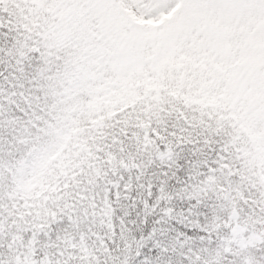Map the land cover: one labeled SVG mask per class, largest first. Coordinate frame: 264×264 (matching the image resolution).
I'll return each instance as SVG.
<instances>
[{
    "label": "trees",
    "instance_id": "obj_1",
    "mask_svg": "<svg viewBox=\"0 0 264 264\" xmlns=\"http://www.w3.org/2000/svg\"><path fill=\"white\" fill-rule=\"evenodd\" d=\"M43 10L58 14L51 6ZM17 11L13 8L14 15ZM39 22L37 15L24 27L31 33ZM2 31L7 34L0 35V48H14L18 33ZM53 33H44L49 47H63L68 33L61 41ZM162 45L149 65L121 77L93 66L65 68L73 59L65 61L48 79L67 73L71 83L47 85L46 109L35 78H14L0 60V214L29 215L34 227H44L65 208L83 205L82 234L60 238L71 264H87L113 241L119 248L133 241L140 246L142 259L133 252L130 264L155 262V242H149L154 230L170 246L188 238L194 250L209 247L206 240L223 248L238 224L249 227V218L264 213L258 167L264 162V135L232 108L234 93L226 84L235 65L216 64L209 48L169 53ZM225 126L227 133L216 131ZM217 162L231 174L216 186L200 182ZM162 187L169 199H160ZM50 231L64 229L51 224ZM255 251L264 256V248ZM186 259L177 248L172 264Z\"/></svg>",
    "mask_w": 264,
    "mask_h": 264
},
{
    "label": "snow or ice",
    "instance_id": "obj_2",
    "mask_svg": "<svg viewBox=\"0 0 264 264\" xmlns=\"http://www.w3.org/2000/svg\"><path fill=\"white\" fill-rule=\"evenodd\" d=\"M45 5L55 8L58 14L43 9L33 12L36 5L32 0H0V35L7 34L2 31L5 28L18 33L14 48H0V60L10 65V71L16 73L14 78L23 80L29 74L35 78L45 93L46 109L50 102L46 95L47 85L51 83L48 77L55 67L97 48L114 50L123 45L126 49L143 37L129 35L132 28L125 8L132 7L136 11L133 0H45ZM13 8L18 9L15 15ZM161 11L173 14L160 25L153 39L166 43L188 35L205 48L215 45L220 54L217 58L228 59L235 65L231 72L243 85L244 95L237 107L245 112L254 130L264 135V0H157L150 15L158 16ZM37 15L40 22L29 33L24 25H31ZM50 26H55L56 31L69 30L63 47H49L51 41L45 39L44 33L50 32ZM17 107L24 110L25 105ZM229 127H217L216 131L227 133ZM155 135L159 137V131ZM205 142L209 143L207 139ZM230 174L225 165L217 162V167L209 168L200 177V182L216 186L220 177ZM160 199H169L163 187ZM83 209L84 206L76 202L75 210L65 208L57 219L50 220L44 227H34L37 222L29 215L0 214V264H71L72 258H65L67 251L60 238L70 232L81 233ZM167 214L172 215L173 210L167 209ZM232 216L239 220L238 212H233ZM51 224L57 229L63 228V234L50 231ZM247 224L250 226L241 228L238 224L232 230L233 239L226 247L221 248L219 241L212 247L211 240H206L209 247L197 250L190 246L188 238H178L170 246L154 230L149 242H155L152 256L156 260L145 264H172L177 248L187 254L184 264H264V256H257L255 251L264 248V213L256 219L249 218ZM29 231H32L30 237L27 236ZM41 233L48 242L41 238ZM54 235L56 240L52 239ZM139 251L140 246L134 241L124 248L113 241L87 264H130L133 252L137 253L138 260L142 259ZM229 256L232 259L226 261Z\"/></svg>",
    "mask_w": 264,
    "mask_h": 264
},
{
    "label": "rangeland",
    "instance_id": "obj_3",
    "mask_svg": "<svg viewBox=\"0 0 264 264\" xmlns=\"http://www.w3.org/2000/svg\"><path fill=\"white\" fill-rule=\"evenodd\" d=\"M32 2L36 5V8L32 9L33 12H38L46 6L45 1L42 0H32ZM133 2L136 6V11H133L132 7L125 8V12L127 13L129 19V27L132 28V32L129 33V35L133 36L134 38L137 36H142V40H140L135 45H130L126 49L123 45L118 46L114 50H108L102 47L97 48L93 51L94 53L92 55V59L89 58V53L82 54L73 58V63H69V65H66L65 68L73 67L77 71H79L88 69V67L93 66L94 69L105 68L108 70L109 74H117L121 77L123 75L132 73L135 70H141L142 68H144V65H149L153 61L152 59L155 56H159L161 54L160 51L162 48V44L166 45V48L168 49L169 53L176 52L178 50H191L194 48L197 49L199 47H203L201 44L195 42L194 37H190L188 35L173 38L170 41H167L166 43L160 40L153 39L156 34V30L160 27V25L164 24V22L168 20L173 13L171 11H161L158 16H152L150 15V13L156 6L157 0H133ZM68 31L69 30L67 29L62 31H56L55 26H50V32H54L52 34V37L60 41L61 37L63 35H66ZM209 50L212 53L216 64L222 65L223 62L224 64L232 63L228 59L217 58L220 54L216 50L215 45L209 47ZM234 80V78H230L227 82L231 83L226 84L227 89H231L234 93L233 102L231 105L232 108H236L239 114L245 115V112L241 111V109L237 107L238 101H240L241 96L244 95L243 85L237 82L233 83L232 81ZM50 81V84L54 88L59 84V86H69V84L71 83V80L67 76V73H58L56 77L53 76ZM56 91L60 92L61 90H59V88H56ZM61 93L63 94L65 92L63 91ZM89 158L91 159V151ZM92 159L95 158L93 157ZM91 161L93 162L94 160ZM94 165H96V163H94ZM258 167L260 171V178L264 181V162L261 161ZM96 169L98 170L99 167H97ZM95 198L96 195H93V199ZM43 217H48V215L44 212ZM145 242L146 241H144L143 243L141 242L142 246Z\"/></svg>",
    "mask_w": 264,
    "mask_h": 264
},
{
    "label": "clouds",
    "instance_id": "obj_4",
    "mask_svg": "<svg viewBox=\"0 0 264 264\" xmlns=\"http://www.w3.org/2000/svg\"><path fill=\"white\" fill-rule=\"evenodd\" d=\"M110 215H111V213L108 214V217H110ZM108 222H109V223L111 222L110 219L108 220Z\"/></svg>",
    "mask_w": 264,
    "mask_h": 264
}]
</instances>
